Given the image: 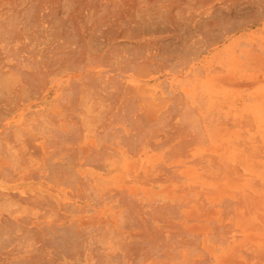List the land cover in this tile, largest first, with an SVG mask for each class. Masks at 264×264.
<instances>
[{
	"label": "bare ground",
	"instance_id": "bare-ground-1",
	"mask_svg": "<svg viewBox=\"0 0 264 264\" xmlns=\"http://www.w3.org/2000/svg\"><path fill=\"white\" fill-rule=\"evenodd\" d=\"M0 264H264V0H0Z\"/></svg>",
	"mask_w": 264,
	"mask_h": 264
}]
</instances>
